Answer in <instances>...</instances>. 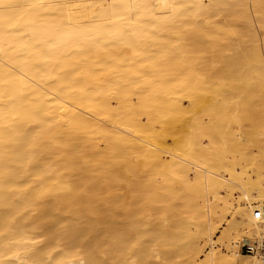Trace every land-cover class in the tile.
I'll return each instance as SVG.
<instances>
[{
  "label": "bare ground",
  "instance_id": "bare-ground-1",
  "mask_svg": "<svg viewBox=\"0 0 264 264\" xmlns=\"http://www.w3.org/2000/svg\"><path fill=\"white\" fill-rule=\"evenodd\" d=\"M262 233L264 0H0V264H262Z\"/></svg>",
  "mask_w": 264,
  "mask_h": 264
},
{
  "label": "built area",
  "instance_id": "built-area-1",
  "mask_svg": "<svg viewBox=\"0 0 264 264\" xmlns=\"http://www.w3.org/2000/svg\"><path fill=\"white\" fill-rule=\"evenodd\" d=\"M256 216H258V213H256ZM240 251L244 253L258 252L261 262L264 264V233H262V238L259 243H255L253 246L242 245Z\"/></svg>",
  "mask_w": 264,
  "mask_h": 264
},
{
  "label": "rangeland",
  "instance_id": "rangeland-1",
  "mask_svg": "<svg viewBox=\"0 0 264 264\" xmlns=\"http://www.w3.org/2000/svg\"><path fill=\"white\" fill-rule=\"evenodd\" d=\"M244 243H248V242H244ZM244 243H243V244H244ZM242 254H245V253L243 252Z\"/></svg>",
  "mask_w": 264,
  "mask_h": 264
}]
</instances>
